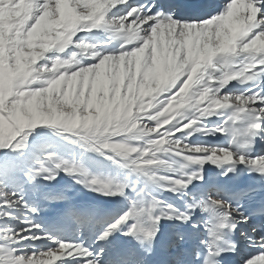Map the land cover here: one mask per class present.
Returning a JSON list of instances; mask_svg holds the SVG:
<instances>
[{"label": "snow or ice", "instance_id": "snow-or-ice-1", "mask_svg": "<svg viewBox=\"0 0 264 264\" xmlns=\"http://www.w3.org/2000/svg\"><path fill=\"white\" fill-rule=\"evenodd\" d=\"M47 135L119 174L37 150ZM254 257L264 260V0H0V264Z\"/></svg>", "mask_w": 264, "mask_h": 264}, {"label": "rangeland", "instance_id": "rangeland-1", "mask_svg": "<svg viewBox=\"0 0 264 264\" xmlns=\"http://www.w3.org/2000/svg\"><path fill=\"white\" fill-rule=\"evenodd\" d=\"M56 137L58 136L47 135V137L46 136L41 137L40 139L34 142V147L37 150L41 148H48L49 150L55 149L61 155H64L67 158L75 159L78 161L87 160L88 167L90 168V170L98 174H102L105 176L119 174L120 170L117 169L114 165H110L108 162H103L102 157H99L93 152L85 151L80 147L79 144L75 143L73 145L69 141L65 143L64 140H60L59 138ZM77 187L81 188L82 186H77ZM81 194L86 198H96V194L92 192H88L87 189H82ZM98 198L108 199L106 197H98ZM115 199H119V198H115Z\"/></svg>", "mask_w": 264, "mask_h": 264}, {"label": "bare ground", "instance_id": "bare-ground-1", "mask_svg": "<svg viewBox=\"0 0 264 264\" xmlns=\"http://www.w3.org/2000/svg\"><path fill=\"white\" fill-rule=\"evenodd\" d=\"M161 41H162V43H164V38L163 37L161 38ZM259 255L260 254H257V256H259ZM254 259H256V258L254 257ZM256 264H264V260L256 259Z\"/></svg>", "mask_w": 264, "mask_h": 264}]
</instances>
